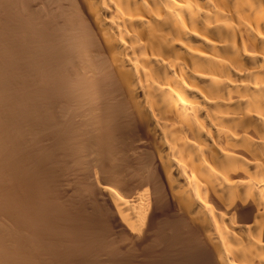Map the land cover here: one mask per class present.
<instances>
[{
  "label": "bare ground",
  "instance_id": "bare-ground-1",
  "mask_svg": "<svg viewBox=\"0 0 264 264\" xmlns=\"http://www.w3.org/2000/svg\"><path fill=\"white\" fill-rule=\"evenodd\" d=\"M0 264H264V0H0Z\"/></svg>",
  "mask_w": 264,
  "mask_h": 264
}]
</instances>
